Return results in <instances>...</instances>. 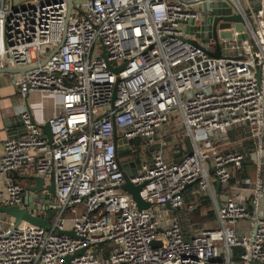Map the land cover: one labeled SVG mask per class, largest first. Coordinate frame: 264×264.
Masks as SVG:
<instances>
[{"label": "built area", "instance_id": "built-area-1", "mask_svg": "<svg viewBox=\"0 0 264 264\" xmlns=\"http://www.w3.org/2000/svg\"><path fill=\"white\" fill-rule=\"evenodd\" d=\"M213 1L73 0L70 7L69 0H0V69H26L17 79L24 96L62 100L47 120L51 140L26 110L23 133L3 143L0 204L24 207L27 186L42 176L44 186L54 181L56 197L29 191L31 212H57L49 228L15 225L1 214L0 264H264V0H224L243 14L249 37L238 38L234 23L217 25L218 33L233 32L219 38L221 57L208 52L216 49ZM177 121L193 150L172 163L162 147L151 146L165 124ZM243 125L257 143L256 178L230 186L245 155L220 143ZM115 131L129 147L146 139L139 145L145 161L131 181L145 183L140 195L156 208L139 209L121 188V163L137 161L120 159ZM213 180L230 186L223 202L215 200ZM193 184L214 199L217 226L187 239L175 210ZM243 184L253 185L252 206L237 196Z\"/></svg>", "mask_w": 264, "mask_h": 264}, {"label": "crops", "instance_id": "crops-1", "mask_svg": "<svg viewBox=\"0 0 264 264\" xmlns=\"http://www.w3.org/2000/svg\"><path fill=\"white\" fill-rule=\"evenodd\" d=\"M10 67V66H9ZM12 67V66H11ZM20 70H16L13 72H0V154L4 150L3 143L10 136H18L21 135L24 131L23 126L20 121V115L26 111L30 110L38 119L42 122V124L46 123V121L53 115L59 113L62 110V100L60 96L57 95H41L40 93L30 94L24 96L20 87L17 84V79L24 72V68ZM23 69V71H22ZM3 70V69H0ZM241 127L233 128L220 144L223 148H231L235 151L241 152L247 149V145L240 139H233L231 132L240 129ZM43 131L45 132L44 128ZM184 135L183 139L181 136ZM253 137V136H252ZM135 139H139L135 138ZM141 140H145V138L141 137ZM162 139V144H161ZM255 139V138H254ZM158 140L160 141L156 145L151 146V152L158 151L162 147L164 149L165 158L167 161L172 163H179L187 154L188 151V143H190V147L193 150L192 140L187 134L185 127L180 123L171 122L169 124H165L158 132ZM170 145V149H169ZM253 147L255 150L257 149L256 140L253 142ZM191 150V151H192ZM145 160L141 158L140 162H144ZM133 162H136L133 161ZM131 165V164H130ZM135 165H131L130 170H133ZM139 162H136V168H139ZM257 170V169H256ZM256 170H254V174L251 172L250 178L252 181L256 178ZM236 174V173H235ZM234 179V178H233ZM232 179V180H233ZM241 179V178H240ZM230 182V186L237 183L238 179H235L234 182ZM5 177L0 175V188L4 187ZM218 182L213 180L212 185L214 189V196L217 202H223L226 194L229 192L230 186H224L220 183L218 188ZM193 185H189L192 187ZM188 187V188H189ZM197 187L194 186L192 193L198 197L209 196L213 202V208L215 209V202L211 195L209 194H199L196 192ZM254 194V189L252 184H243L240 189H237V196L241 200H245L247 205L252 206V197ZM53 200V199H52ZM264 201V197H263ZM196 207L195 204H193ZM264 208V205H263ZM195 209V208H194ZM194 211V210H192ZM2 213H0L1 215ZM216 215V211H215ZM217 222V219H216ZM246 221L243 220L238 225L239 229L247 228Z\"/></svg>", "mask_w": 264, "mask_h": 264}, {"label": "water", "instance_id": "water-1", "mask_svg": "<svg viewBox=\"0 0 264 264\" xmlns=\"http://www.w3.org/2000/svg\"><path fill=\"white\" fill-rule=\"evenodd\" d=\"M69 5L70 7L73 6V0H69ZM221 5L227 6L226 9L222 10L219 7ZM222 12L226 13V15H222ZM211 14L214 15L213 18V26H212V36L216 40V49L213 51L212 49H208V52L216 57H221L222 52H221V46L219 43V38H232L233 37V32L231 30H223L218 33L217 31V25H219L220 28L222 29H229L232 27V23H234L235 30L238 32L237 37L240 39L248 38L249 33L245 30V23H244V16L241 12H233L232 8L229 5V2L224 1V0H214L211 4ZM212 19V16H207L205 18V22H210ZM220 20H223L220 22ZM187 31L189 33H194L195 29L193 27H188ZM198 37L204 42L208 41L209 38L207 37V34L205 32H199L196 33ZM195 44H199L197 40H193ZM203 47V46H202ZM120 68H114L116 71H118ZM21 68H15V67H5L3 70H0V72H13V71H18ZM26 69H24L25 71ZM21 71V70H20ZM23 71V69H22ZM23 71V72H24ZM22 121L20 120L19 123ZM23 126V124H22ZM44 130H45V135L49 138V140L52 139V132H51V126L50 123L47 121L46 123L42 124ZM13 137V136H10ZM115 141L117 144V152L119 153L122 151L124 148L129 147V141L128 139H119L118 133L115 131ZM263 162H264V156H263ZM123 169H124V174H125V183L121 186L123 190H125L127 193H129L133 200L136 202V205L139 209H148L153 206L151 202H148L144 200L141 195L140 191L142 187L144 186L145 183H140L136 184L131 181V177L135 176L137 173V168L134 167L133 170H130L131 165L129 163H121ZM263 168H264V163H263ZM14 176H17V173L14 172ZM34 182L35 185L33 187L27 186V194L25 198V203L26 205L24 207L18 206V205H1L0 204V213L2 214H7L11 217L14 218L15 220V225H18L21 221H28L34 225L42 226L45 228H49L50 221L52 216L57 212V208L51 209L47 216L45 217H40L36 216L31 212V209L33 208V203L32 199L29 197V191H36L39 192V194H42L44 190H48V195L46 196L48 199H55L56 197V186L54 181L47 186H44L45 179L42 176H34ZM220 186V182H218V188ZM167 208H170L168 204L165 205ZM72 235H74L73 232H68ZM71 256L66 257V261H69Z\"/></svg>", "mask_w": 264, "mask_h": 264}, {"label": "trees", "instance_id": "trees-1", "mask_svg": "<svg viewBox=\"0 0 264 264\" xmlns=\"http://www.w3.org/2000/svg\"><path fill=\"white\" fill-rule=\"evenodd\" d=\"M233 139L237 138L242 140L246 145L247 149L243 150V154L245 155V159L240 169L237 170L236 174L233 176L232 182L235 179L251 177V172L257 169V165L253 158V151L255 147H253L254 136L251 132V129L246 125L241 126L240 129L231 132ZM253 136V137H252ZM143 143V140L133 139L130 140V147L125 148L124 150L119 152V157L122 161H127L129 159H135L140 163V158L137 154L139 151V145ZM192 148L190 147V143H188V151L187 153H191ZM136 154V155H133ZM16 180L21 181L22 177H15ZM262 180L264 183V168L262 170ZM194 186L187 188L185 190V205L182 208H178L175 210V213L179 215L183 229L185 231V237L189 239L198 230L207 226H217L215 210L213 208V202L209 196L197 197L192 193ZM193 204L196 205L194 211H189L188 208ZM77 210L82 211L83 208L78 207ZM68 213H71L69 210ZM199 216L201 218L200 223L195 221V216ZM237 249L236 251H238ZM240 251V250H239Z\"/></svg>", "mask_w": 264, "mask_h": 264}, {"label": "rangeland", "instance_id": "rangeland-1", "mask_svg": "<svg viewBox=\"0 0 264 264\" xmlns=\"http://www.w3.org/2000/svg\"><path fill=\"white\" fill-rule=\"evenodd\" d=\"M232 4V10H233V12H236L237 11V8L235 7V5H234V3H231ZM244 5H245V3H243ZM212 45V44H211ZM183 139L185 138V136L184 135H182L181 136ZM169 149H170V145H169ZM143 153V151H141V150H139L138 152H137V154H138V156H140L141 154ZM133 155H136V154H133ZM253 174H254V172H253ZM52 204H55V202H53ZM157 206L156 205H153L152 206V208H156ZM159 207H160V209H167V207L165 206V205H159ZM200 220H201V218L199 217V216H195V221L196 222H198V223H200Z\"/></svg>", "mask_w": 264, "mask_h": 264}]
</instances>
